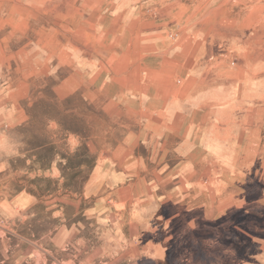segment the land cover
Returning <instances> with one entry per match:
<instances>
[{"label":"rangeland","instance_id":"1","mask_svg":"<svg viewBox=\"0 0 264 264\" xmlns=\"http://www.w3.org/2000/svg\"><path fill=\"white\" fill-rule=\"evenodd\" d=\"M130 45L141 60L186 51L177 77L199 84L191 99L217 112L216 146L206 138L201 187L170 208L168 249L89 264H264V0H0V201L52 187L69 134L78 147L116 135L121 112L99 87ZM165 61L178 64L146 63L163 72ZM52 223L42 211L19 222L0 210V264H83L41 240Z\"/></svg>","mask_w":264,"mask_h":264},{"label":"crops","instance_id":"2","mask_svg":"<svg viewBox=\"0 0 264 264\" xmlns=\"http://www.w3.org/2000/svg\"><path fill=\"white\" fill-rule=\"evenodd\" d=\"M133 41L132 36L128 42ZM119 55L114 56V77L99 87L121 112L113 115L116 135L104 146L89 140L84 146L83 138L80 147L67 137V156L56 157L50 166L52 187L24 189L0 201L9 221L26 222L45 212L53 223L41 240L48 238L69 261L80 258L83 264L115 254L152 259L154 250L169 248L170 208L183 207L186 196L201 187L203 167L208 168L203 148L212 152L208 123L218 120L211 105L203 106L187 92L194 93L199 84L177 77L186 71L179 62L186 51L156 52L141 60L130 45ZM174 57L176 66L162 63L168 66L167 78L153 77L148 58Z\"/></svg>","mask_w":264,"mask_h":264},{"label":"clouds","instance_id":"3","mask_svg":"<svg viewBox=\"0 0 264 264\" xmlns=\"http://www.w3.org/2000/svg\"><path fill=\"white\" fill-rule=\"evenodd\" d=\"M2 134H3V133H0V135H2ZM72 139H73L72 135L69 134V143H71ZM0 170H2V169H0ZM152 211L154 212V209H152Z\"/></svg>","mask_w":264,"mask_h":264}]
</instances>
